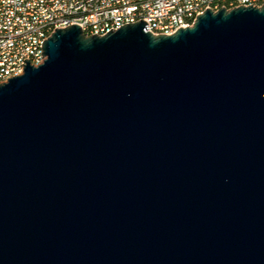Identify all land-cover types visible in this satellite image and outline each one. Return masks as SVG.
<instances>
[{
    "label": "water",
    "instance_id": "obj_1",
    "mask_svg": "<svg viewBox=\"0 0 264 264\" xmlns=\"http://www.w3.org/2000/svg\"><path fill=\"white\" fill-rule=\"evenodd\" d=\"M146 29L0 83V264H264V4Z\"/></svg>",
    "mask_w": 264,
    "mask_h": 264
},
{
    "label": "built area",
    "instance_id": "obj_2",
    "mask_svg": "<svg viewBox=\"0 0 264 264\" xmlns=\"http://www.w3.org/2000/svg\"><path fill=\"white\" fill-rule=\"evenodd\" d=\"M264 0H0V83L22 74L18 61L37 66L42 42L62 20L83 34L102 36L139 20L153 35H171L191 27L204 10L260 7ZM43 56V57H41Z\"/></svg>",
    "mask_w": 264,
    "mask_h": 264
},
{
    "label": "bare ground",
    "instance_id": "obj_3",
    "mask_svg": "<svg viewBox=\"0 0 264 264\" xmlns=\"http://www.w3.org/2000/svg\"><path fill=\"white\" fill-rule=\"evenodd\" d=\"M66 26H69V20H62L61 21V28H65ZM26 62L28 60H19L18 61V71H23L24 66L26 65Z\"/></svg>",
    "mask_w": 264,
    "mask_h": 264
}]
</instances>
